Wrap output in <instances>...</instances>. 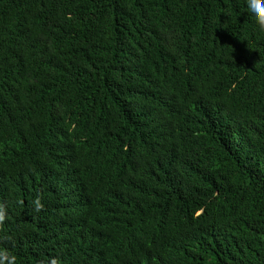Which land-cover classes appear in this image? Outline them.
Listing matches in <instances>:
<instances>
[{
	"label": "trees",
	"instance_id": "obj_1",
	"mask_svg": "<svg viewBox=\"0 0 264 264\" xmlns=\"http://www.w3.org/2000/svg\"><path fill=\"white\" fill-rule=\"evenodd\" d=\"M242 7L0 0L15 264H264V35Z\"/></svg>",
	"mask_w": 264,
	"mask_h": 264
},
{
	"label": "clouds",
	"instance_id": "obj_2",
	"mask_svg": "<svg viewBox=\"0 0 264 264\" xmlns=\"http://www.w3.org/2000/svg\"><path fill=\"white\" fill-rule=\"evenodd\" d=\"M242 13L246 15V20H250L259 35H264V0H242ZM231 52V51H230ZM230 52L226 54V59L231 60ZM36 208H40L39 201H36ZM15 264V256L6 250L0 249V264Z\"/></svg>",
	"mask_w": 264,
	"mask_h": 264
}]
</instances>
